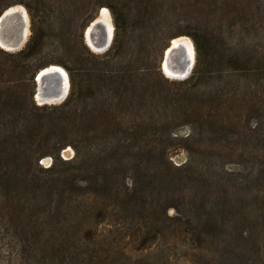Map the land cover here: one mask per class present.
Instances as JSON below:
<instances>
[{"label": "trees", "instance_id": "1", "mask_svg": "<svg viewBox=\"0 0 264 264\" xmlns=\"http://www.w3.org/2000/svg\"><path fill=\"white\" fill-rule=\"evenodd\" d=\"M219 2L0 0V14L23 4L31 31L21 49L0 46V264H137L133 252L146 248L137 243H154L161 226L211 247L196 264H264V243L252 238L264 232V218L253 221L251 211H264L257 197L264 189V58L255 60L252 43L245 51L211 26L204 15ZM224 5L243 14L244 28L263 16L264 0ZM104 6L115 32L109 48L95 52L84 32ZM180 35L191 37L197 59L187 77L169 79L160 52ZM51 64L67 71L69 92L61 103L39 104L35 76ZM255 88L258 95L244 96ZM236 95L232 115L252 125L248 142L225 150L226 137L215 133L232 124L224 107ZM180 124L193 132L184 138L187 160L175 164L170 150ZM67 146L74 154L65 159ZM46 156L48 166L40 163ZM236 200L245 209L229 227ZM227 232L248 251L220 253Z\"/></svg>", "mask_w": 264, "mask_h": 264}, {"label": "rangeland", "instance_id": "2", "mask_svg": "<svg viewBox=\"0 0 264 264\" xmlns=\"http://www.w3.org/2000/svg\"><path fill=\"white\" fill-rule=\"evenodd\" d=\"M215 1H216V5H217V0H215ZM219 1H221V0H219ZM229 1L234 2V0H229ZM20 5H22L24 7L23 4H20ZM213 5H211V6L215 11H208L207 10L206 14L204 15L207 20L211 21V23H212L211 26L216 27L218 29L222 28L223 33L228 37L229 43L233 44V43L240 40V43H243L242 45H243L245 51H247L250 48L248 46L249 43H252V48H255V51H252L253 53H255V60L264 58V17H263L264 16V9L263 8L258 9V12L261 10L260 12H262L263 18L260 16H257V18L255 19V25L248 24L250 26V28H244V27L239 26V24H241L240 20H243V19H240V18L244 17L243 14H241L239 12V14H237L239 16V19H237L236 14H234L231 11H229L228 9H226V7L224 5V0H222V4L219 2L218 6L216 8ZM104 7H106V6H104ZM106 8L110 12L111 19H112V22L114 25V32H115V24H114L113 16L111 14L110 9L108 7H106ZM26 12H27V10H26ZM27 15H28V12H27ZM232 17H233V19H232ZM230 19H232V20H230ZM246 19L248 20V17H246ZM27 24H28V29H29V33H28V37H29L30 32H31L30 31L29 15H28V19H27ZM254 26H255V31L252 29ZM101 30H102V27L97 25L94 28L93 32L97 35V34L101 33ZM127 32H129V30H127ZM132 32L133 31H130V33H132ZM137 32H138V30L134 31L135 34ZM185 36H188V35H185ZM188 37L191 39L190 36H188ZM84 39H85V32H84ZM85 43H87L86 40H85ZM138 44L143 46L141 40L140 41L138 40ZM151 45L152 44H150L149 46H151ZM194 48H195V46H194ZM90 49L93 50L92 48H90ZM232 49L236 50V48H232ZM95 52H99V51H95ZM160 53H161V60H163L164 50H162ZM48 54H50V53H48ZM227 54L231 55V53H227ZM145 55H147V56L149 55V58H152L154 56V53L145 52ZM196 59L197 58H196V50H195L194 63H195ZM161 60H160L161 63H159V64H160L161 69H162L161 71L164 73L165 76L169 77V79H183V78H174V77L169 76L164 71V69L162 68L163 66H162ZM194 63H193V65H194ZM189 74L190 73H188V75ZM187 76H185V77H187ZM181 92L183 93L184 91H181ZM258 93H259L258 89L255 88V93H253L252 91L244 92V96L253 98V97H255V94L258 95ZM34 97H35L36 102L39 103V99L36 97V95ZM238 102H239V97H238V95H236L235 98H233L230 106L225 104V107H224L225 114H227V116H229V117H233L230 120L232 122V124H228L227 129L223 128L221 125H218L217 131L215 133L216 138L226 137V139H223L224 143L226 144V147L224 148L225 150H228L230 147H232L233 146L232 143H234L235 140L239 139L241 141L248 142V139H249V137L246 136L247 135L246 134L247 133L246 125L247 124L252 125L250 120L247 123L242 121V123L240 125L239 119L232 115L234 110L239 105ZM263 103L264 102H261L259 105L262 106ZM48 104H50V103H48ZM51 104H53V103H51ZM256 104L257 103H255V117L258 116L259 109H260V106L257 107ZM243 120H246V118ZM252 123H254V121ZM204 124H206V122ZM176 129L177 130H176L175 134L178 137V139L176 140L175 144H173V146L170 150L171 151L170 159L173 161V163L180 164V163H183L187 160V151L184 147V145L187 142L184 140V138L189 134L191 135L193 131H192L191 125H189V124H180L177 126ZM203 129L205 130L206 135H208V131H207L206 127H203ZM237 149L239 151H241L240 147H238V146H237ZM261 150H262L261 146H258L255 148V152H259ZM73 154H74V149L71 146L65 147L64 149H62V152H61L62 157L65 159L72 157ZM51 161H52V158L50 156H46L40 160V163H42L44 166H48L51 163ZM227 167H229L233 170L234 169L237 170L239 168V166L236 165L235 163H228ZM251 188H252L254 193L257 192L256 186H251ZM257 197H259L261 202L264 203V189L263 188L258 192ZM235 204L237 205L235 207L236 208V214H231L230 219H228V224H229L228 226L229 227H231L235 222H237L243 216L242 211H244V209H245L244 208V205H245L244 201L236 200ZM251 211L254 213V216H255V218H253V221L258 223L259 218L257 216L264 218V211L259 209L258 207H255V209L253 208V210H251ZM168 213H173V210L170 209ZM257 223H254L255 228H252L253 230L256 229V227L258 225ZM160 229H162V231H164L165 233H159L160 235L158 234V236H157L158 238L155 239L154 243H152V244H147V243L145 244L144 242H142L141 244H139V242L137 243V247H140L142 245H143V247H146L143 250H137V251L133 252L134 256L136 257V260H133V261H136L137 264H196L195 258L201 252H204L207 255L209 253H211V247L207 246L206 248H202V247L199 248L198 246H200V245H198L196 243L199 241V238L195 240L194 237L191 236L192 234L185 233V231L183 229H180L177 227H170V228L166 229V228H163L162 226ZM262 229L263 228L261 227V230H258L257 234L254 233L252 235L253 240L256 238L257 240H260L264 243V232L262 231ZM226 234L227 235H225V239H228L227 240L228 247L225 248L224 243H223L222 244L223 249L222 248L220 249V253L223 251L224 253L226 252V254L229 257L238 258L236 256H238L239 253L248 251V250H245V248H244L245 245H240L238 247V242L236 241V239L232 240L230 238L231 236L228 234V232ZM225 239H224V242H225ZM220 245L221 244H219V246ZM260 249L262 250V247H260ZM220 253L217 252L215 254H220ZM148 254H150L151 256L148 257ZM261 254H262V252L261 253L260 252L255 253V263H258L259 260H261ZM205 258H207V257H205Z\"/></svg>", "mask_w": 264, "mask_h": 264}, {"label": "bare ground", "instance_id": "3", "mask_svg": "<svg viewBox=\"0 0 264 264\" xmlns=\"http://www.w3.org/2000/svg\"><path fill=\"white\" fill-rule=\"evenodd\" d=\"M9 11L13 12L14 14V18H15L14 23L17 26L16 27L17 31L23 37V39H26L29 33V29L27 24L28 15L25 8L22 5H16L9 7ZM19 15L21 18H23L26 21L25 25L19 24L21 22ZM96 20L102 24L104 30L108 35V38H110L112 34L114 35V25L111 19L110 12L106 7H102L100 9ZM90 27L91 26H89L88 29H90ZM87 39L89 41V44L94 45L92 40L89 38L88 34H87ZM0 44L6 47L8 50H13L8 46L9 44L5 42L4 39L1 38V36H0ZM166 53H168V56L170 57V64L168 63V60L163 61L164 71L171 77L183 78L185 76L183 69H185V71L188 72L189 69L191 68L192 62L194 63L195 48L193 41L188 36L185 35L174 37L171 39L168 48L166 49ZM171 66L173 67L171 68ZM45 68L46 71H56L61 76L60 85L62 87V94L59 96L54 95L53 97L46 99V102L50 104L54 102L59 103V101H62L64 95L67 93L70 87L67 71L64 69V67L57 64H51V66L49 65ZM36 96L39 99V103H41L40 101L42 98H40L39 95Z\"/></svg>", "mask_w": 264, "mask_h": 264}, {"label": "water", "instance_id": "4", "mask_svg": "<svg viewBox=\"0 0 264 264\" xmlns=\"http://www.w3.org/2000/svg\"><path fill=\"white\" fill-rule=\"evenodd\" d=\"M17 5H20V4H17ZM13 6H15V5H13ZM19 17H20V15H19ZM96 19H97V17L95 19H93L90 22V24L88 25V27L91 26L90 29H88V27L86 28L85 40H86L87 44L94 51L103 52L109 48L110 44L112 43L114 35L112 34V36L110 38H108V35H107L106 31L104 30L102 24L99 21H97ZM14 20H15L14 14H13V12L9 11V7L7 9H5L0 14V36L2 39H4L5 42H7L9 44L8 46L11 49H13V51L21 49L24 46V44L26 43L27 38H28V36H27L26 39H23V37L19 34V32L17 31V28H16L17 26L14 23ZM20 21H21L19 23L20 25L26 24V21L21 17H20ZM97 25L101 26L102 30H101L100 34L96 35L93 32V30ZM87 34H88L89 38L92 40V42L94 43V45L89 44V41L87 39ZM0 46H2V45L0 44ZM2 47H4V46H2ZM4 48H6V47H4ZM167 48H168V46H167ZM166 49L164 50V58L162 60V66H163V61H165V60L166 61L168 60V63L170 64V57L168 56V53H166ZM172 67L173 66H171V68ZM192 67H193V62L191 64V68L189 69L188 72L185 71V69H183L185 76H187L188 73L191 72ZM173 69H176V68H173ZM67 75H68V73H67ZM60 79H61V76L58 72L46 71V68L41 69L36 74L35 80H36L37 85H36L35 95H39L40 98H42L40 101L41 103H39V104L46 103V99L51 98L54 95L59 96L62 94V87L60 85ZM68 79H69V76H68ZM69 85H70V81H69ZM68 92H69V90L64 95L62 101L66 98ZM62 101H59V102H62Z\"/></svg>", "mask_w": 264, "mask_h": 264}]
</instances>
